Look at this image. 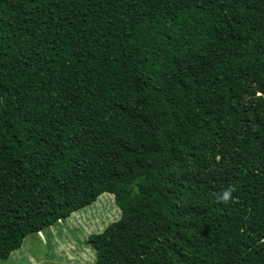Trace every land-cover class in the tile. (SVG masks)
Instances as JSON below:
<instances>
[{"label":"trees","instance_id":"16d2710c","mask_svg":"<svg viewBox=\"0 0 264 264\" xmlns=\"http://www.w3.org/2000/svg\"><path fill=\"white\" fill-rule=\"evenodd\" d=\"M102 194L93 264H264V0H0V261Z\"/></svg>","mask_w":264,"mask_h":264},{"label":"rangeland","instance_id":"374dc122","mask_svg":"<svg viewBox=\"0 0 264 264\" xmlns=\"http://www.w3.org/2000/svg\"><path fill=\"white\" fill-rule=\"evenodd\" d=\"M120 214L113 195L102 194L42 233L28 235L21 248L0 264H93L95 252L88 236L102 232Z\"/></svg>","mask_w":264,"mask_h":264},{"label":"clouds","instance_id":"9594fccd","mask_svg":"<svg viewBox=\"0 0 264 264\" xmlns=\"http://www.w3.org/2000/svg\"><path fill=\"white\" fill-rule=\"evenodd\" d=\"M228 196H230V192L225 194V199L227 200Z\"/></svg>","mask_w":264,"mask_h":264},{"label":"bare ground","instance_id":"6f19581e","mask_svg":"<svg viewBox=\"0 0 264 264\" xmlns=\"http://www.w3.org/2000/svg\"><path fill=\"white\" fill-rule=\"evenodd\" d=\"M39 233H42V232H39Z\"/></svg>","mask_w":264,"mask_h":264}]
</instances>
